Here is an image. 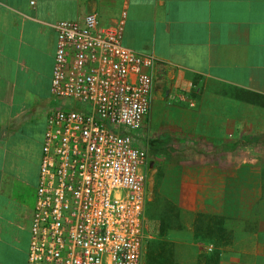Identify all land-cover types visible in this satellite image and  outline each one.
I'll return each instance as SVG.
<instances>
[{
    "label": "crops",
    "instance_id": "1",
    "mask_svg": "<svg viewBox=\"0 0 264 264\" xmlns=\"http://www.w3.org/2000/svg\"><path fill=\"white\" fill-rule=\"evenodd\" d=\"M122 10L123 46L153 59L152 103L139 143L151 142V109L158 108L162 131L182 135L164 139L168 147L197 153L189 163L171 160L179 171L167 200L182 216L227 218L238 200L241 220L223 227L233 239L218 264H264L262 168L244 158L245 147L226 148L249 134L239 95L264 98V0H0V264L27 261L46 116L54 106L53 25L96 14L107 26ZM241 170L250 174L240 177Z\"/></svg>",
    "mask_w": 264,
    "mask_h": 264
},
{
    "label": "built area",
    "instance_id": "2",
    "mask_svg": "<svg viewBox=\"0 0 264 264\" xmlns=\"http://www.w3.org/2000/svg\"><path fill=\"white\" fill-rule=\"evenodd\" d=\"M116 22L58 21L26 264H142L150 196V56ZM212 250L211 247L208 248Z\"/></svg>",
    "mask_w": 264,
    "mask_h": 264
},
{
    "label": "rangeland",
    "instance_id": "3",
    "mask_svg": "<svg viewBox=\"0 0 264 264\" xmlns=\"http://www.w3.org/2000/svg\"><path fill=\"white\" fill-rule=\"evenodd\" d=\"M43 96H45V92L42 98ZM42 98L37 104L38 107L41 105V110L47 105V101ZM49 98H51L50 95ZM239 98L243 101L240 107L246 118L245 123L249 134L260 139L258 146L256 144L242 146L246 151L243 155L244 158L256 162V165L262 168L258 177L261 175L264 177V100L252 99L243 93L239 95ZM250 98L251 101L254 100L253 103H246V100ZM53 104L55 105L56 101ZM151 121L149 129L151 142L144 144L149 154L150 170L152 171L150 177L153 179V172L156 169L158 174L155 186L150 188V196L145 209L146 237L143 244L142 264H218L224 246L230 239H233L232 232H228L227 228L223 227H236L241 220L239 215L235 214L239 201L232 200L233 212L228 218L211 214L180 215L181 211L174 202L167 200V193L170 194L177 185L179 171L171 166V160L189 163L196 159L197 153L192 149L180 152L168 147L167 140L164 142V139L168 138L171 140L169 143H172L180 141L182 135L166 128L162 131V110L151 109ZM245 172L241 170L238 175L245 177L246 174H250V172H246V174ZM253 174L254 172H252ZM152 182L153 180L150 185ZM236 188L238 191L240 188L238 184ZM155 241H160L161 246L158 248L154 246L155 249L150 250L153 248L152 242ZM209 247L212 248L211 251L208 250ZM231 248L234 249V247Z\"/></svg>",
    "mask_w": 264,
    "mask_h": 264
},
{
    "label": "trees",
    "instance_id": "4",
    "mask_svg": "<svg viewBox=\"0 0 264 264\" xmlns=\"http://www.w3.org/2000/svg\"><path fill=\"white\" fill-rule=\"evenodd\" d=\"M246 95H248V97H251L252 99H259V100H264L263 97H260L258 95H254V94H250V93H247ZM251 98L249 100H246V103H253V101H251ZM260 139L259 138H255L253 136H251L250 134H240L238 135L237 139L236 140H233L229 146H227L226 148H229L230 151H234L236 150L237 148L239 147H242L244 145H251V144H260L259 143ZM261 179L264 180V177L263 175H261ZM151 246L153 247L152 249L150 250H154L155 247L154 246H157L156 248H158V246H161V242L160 241H155V242H152Z\"/></svg>",
    "mask_w": 264,
    "mask_h": 264
},
{
    "label": "flooded vegetation",
    "instance_id": "5",
    "mask_svg": "<svg viewBox=\"0 0 264 264\" xmlns=\"http://www.w3.org/2000/svg\"><path fill=\"white\" fill-rule=\"evenodd\" d=\"M150 168H151V166H150L149 154H148V171H149V175H150V173L152 172V171L150 170Z\"/></svg>",
    "mask_w": 264,
    "mask_h": 264
},
{
    "label": "water",
    "instance_id": "6",
    "mask_svg": "<svg viewBox=\"0 0 264 264\" xmlns=\"http://www.w3.org/2000/svg\"><path fill=\"white\" fill-rule=\"evenodd\" d=\"M152 181V178L149 177V188H151L150 182Z\"/></svg>",
    "mask_w": 264,
    "mask_h": 264
}]
</instances>
